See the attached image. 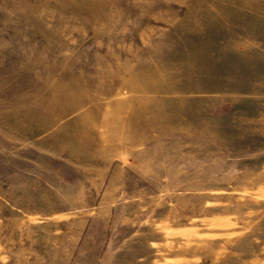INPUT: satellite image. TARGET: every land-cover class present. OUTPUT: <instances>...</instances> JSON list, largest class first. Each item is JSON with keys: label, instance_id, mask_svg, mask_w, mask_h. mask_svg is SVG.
<instances>
[{"label": "rangeland", "instance_id": "obj_1", "mask_svg": "<svg viewBox=\"0 0 264 264\" xmlns=\"http://www.w3.org/2000/svg\"><path fill=\"white\" fill-rule=\"evenodd\" d=\"M0 264H264V0H0Z\"/></svg>", "mask_w": 264, "mask_h": 264}, {"label": "bare ground", "instance_id": "obj_2", "mask_svg": "<svg viewBox=\"0 0 264 264\" xmlns=\"http://www.w3.org/2000/svg\"><path fill=\"white\" fill-rule=\"evenodd\" d=\"M210 4V3H209ZM147 42V41H146ZM253 54V53H252ZM128 89V88H127ZM198 93V92H197ZM240 120V119H239ZM109 146V145H108Z\"/></svg>", "mask_w": 264, "mask_h": 264}]
</instances>
